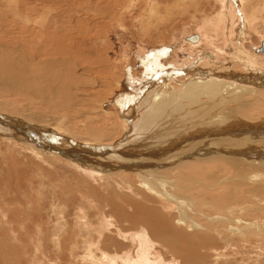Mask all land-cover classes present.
I'll return each mask as SVG.
<instances>
[{"label":"bare ground","instance_id":"6f19581e","mask_svg":"<svg viewBox=\"0 0 264 264\" xmlns=\"http://www.w3.org/2000/svg\"><path fill=\"white\" fill-rule=\"evenodd\" d=\"M4 1L9 7H3L0 1V91L20 95L34 104L36 99L42 106L50 103L54 108L67 109L80 103L83 114L93 116L95 121L99 114L107 122L112 117L114 130L118 129L113 132L111 143H104L100 136L79 138L80 141L69 134L59 121L53 125L52 119L53 123L47 125L39 113L37 116L25 108L7 110L5 103L0 101V143L4 141L7 145L23 148L39 159L63 162L78 172L94 174L111 184L120 175L130 180L132 189L127 184L123 185V181L110 184L108 189H129L132 198L126 199V203L129 207L131 205L133 213L125 215V222L130 225L129 234L135 233L142 238L120 234L117 237L121 241L106 243L103 241L106 236L113 235L106 233L109 232L108 221L101 222L99 230L91 226L86 214L80 211L78 219L96 230L91 233L92 240L83 250L85 258L82 260H90L89 264H169L157 261L160 255L153 252L156 245L171 254L175 246L179 256L186 258V264H220L214 258L223 255L225 246L231 245L235 239L241 241L240 245L264 242V61L239 44L240 40L249 38V33L244 35L243 28L251 29L261 22L264 24V6L256 7L257 0H219V15L215 14L217 16L211 21L204 18L200 23L204 27L198 25L197 36H189L188 42L185 41L189 44L188 50L186 45L189 53L184 61L189 60L185 62L189 66L182 63L180 68L174 66L170 71L162 72L181 76L177 78V84L172 83L168 87L163 84L165 87L161 85L162 88L157 90L148 78L134 80L130 77L127 70L131 63L129 54H122L117 68L109 62L105 65L99 61L92 62L89 68H86L88 64L85 68L81 65V69L79 54L71 48L76 47L71 41L79 40V37L83 43L87 39L86 47L96 43L92 38L100 32L101 21H105L102 12L107 10L120 19L119 24L124 28L123 15L132 12V3L136 4L138 0H112L113 10L110 3L106 4L107 0H102L105 7L101 6V1L66 0L60 4L61 7L54 5L45 16L38 15L31 7L21 10L19 5H15L16 0ZM144 1L150 5L145 4L149 7L147 21L149 18L153 20L158 14L157 2ZM246 3L248 12L243 8ZM48 23L53 25L52 30L46 27ZM206 25L211 29H204ZM74 35L76 38L71 40ZM262 39L264 37H260V41ZM178 41H173L172 50L162 47L148 55L167 58L175 52L174 55L179 57L177 48L181 50L185 42L184 38ZM261 44L260 51L264 54V41ZM201 45L205 51L199 50ZM68 49L74 52L67 54ZM164 49L168 51L166 56L159 54ZM49 56L59 61L51 62ZM227 61L231 63L224 66ZM232 63L239 64L242 71L234 69V65L229 73L226 68H230ZM215 65L221 73L206 68ZM104 68H108V72L103 75ZM80 70H83L81 74ZM90 76L96 77L92 79ZM82 84L93 90L84 93L81 89L89 87ZM148 84L153 89H147ZM104 91L106 95L102 96ZM115 100L125 101L124 116H115L118 114L116 111H106V102L114 103ZM223 110L218 119L212 118L211 115ZM27 111L31 113L26 114ZM16 126L17 130H14ZM149 157H158V160L151 162ZM121 188L118 191L121 192ZM85 226L79 230L86 231ZM122 230L117 229V232ZM142 234H147L153 241L148 237L144 239ZM72 235L75 236L74 231ZM216 239L224 241L225 246L219 249ZM69 244L71 251L77 247L75 242ZM70 256L74 262L75 256L72 253ZM46 262L41 261L42 264H62L54 258ZM6 263L11 264L8 258Z\"/></svg>","mask_w":264,"mask_h":264},{"label":"rangeland","instance_id":"374dc122","mask_svg":"<svg viewBox=\"0 0 264 264\" xmlns=\"http://www.w3.org/2000/svg\"><path fill=\"white\" fill-rule=\"evenodd\" d=\"M0 1L3 7H9L6 5L7 3H5V1L4 2L3 0H0ZM95 1L102 2V0H95ZM110 1L112 0H107L106 4H109ZM153 1H156L158 5V8H157L158 14L155 15L156 17L155 16L153 17V20L149 18V20L147 21V18H148L147 11L149 9L148 6H150L149 3H146L144 0H138L136 4L132 3L131 5L132 12L130 13L127 12V14H125L126 16L123 15L122 23H123L124 28L121 27V25L119 24L120 19H118V17H114L115 15H113L110 12V10H107L105 12H102L105 18V21L104 22L101 21V24H100L102 31L100 30L98 35H95V38H92L94 42L96 40V43H93V44L90 43L86 47L87 39L86 40L84 39L85 41L84 43L81 37H79V40L78 38L77 40H72L76 38V35H74V37L71 38L72 40L71 42H73V44H75L76 47L71 46V48L76 49L74 51L77 52V54H79L77 55L75 53L77 56H79V61L81 60V63L79 65L80 68H81V65L82 67L85 68L87 66L86 64H88L86 68H89L91 67V64L97 63L99 61L105 65H107L109 62L110 65H115V68H117L119 66V63L121 62V61L119 62V60L121 59L122 54H125V55L129 54L130 56L129 61L131 63L128 64L129 68L127 70L129 71L130 77L133 78L134 80L138 78L140 80L148 78V80H150L149 83L151 84V86H153V88L157 87V90L158 88H162V86L165 87L164 85H167L168 87V86H172V83L173 85L177 84V81H178L177 78H181V76H171L170 73L164 74L162 72L170 71V68L171 67L173 68L174 66L175 67L178 66L180 68L182 63L186 67L189 66L187 65V63H185V62H188L189 60L184 61L186 58H188L187 55L189 53V51H187L189 49L188 47L189 44L186 43L188 42L187 37L198 34L197 33L198 25L200 27H204V25L202 26L200 25V23H202L205 19L206 21H211V20H214V17L219 15L218 12L220 11V3H219V0H187V1L186 0H153ZM16 2H15V5H19V8H21V10L26 7L28 8L31 7L35 9L38 15L45 16L54 8V5H60L62 2L65 3L66 0L58 1L55 3L52 0H22V1L16 0ZM111 3H110V6L112 5ZM145 4H148V6ZM255 4H256L255 5L256 7L261 6V5L264 6V0H257V3ZM101 6L105 7V3L103 4L102 2ZM246 6L248 7L247 3L243 8L245 9L246 12H248L249 8H247ZM15 7L13 6L14 9ZM176 7L179 9H177ZM111 8L113 10L112 6ZM215 14L217 15L214 16ZM115 22L116 24H114ZM145 23L148 25H146ZM261 23L258 24L259 26L258 25L252 26L251 28L252 30L249 28L245 29L246 27L243 28L244 35L249 33V38H244L245 40H240L239 44L240 46H243L245 49L249 50L250 52H254L255 55L260 56L261 59H263L264 61V54L261 53L260 51L262 47L261 43L264 41V39L260 41V37H264V24H261ZM46 27L49 30H52L53 25L51 23H48ZM204 29L210 30L211 27L206 25ZM210 35L215 37L214 34H210ZM258 35H259V38H258ZM86 36H89V34ZM182 38H184V42L185 41L186 42H185V47H183L184 49L182 47H181L182 48L181 50L177 48L178 50L177 53L180 54L179 57L174 55L175 52H171L169 57L167 58H153L150 56L152 55L151 52L153 50L160 49L162 47L169 48L172 50V48L174 47L172 46L174 45L173 43L178 41L179 39L181 40ZM199 41L200 40L198 39L197 43H199ZM186 45H187V50H186ZM81 49L82 50L85 49L83 50L85 53L82 52ZM197 49H199V46L197 47ZM199 50L205 51L206 48L203 45H201ZM74 51L68 49L67 54L69 53L71 54ZM149 53L150 55H148ZM58 55L60 54L58 53ZM197 56H200V55L197 54ZM224 57L228 58V56H224ZM172 58L174 59L172 60ZM49 60H51V62L59 61V60H55L53 56H49ZM227 62L224 66L231 63V61H227ZM203 67L204 66H202V68ZM229 67L230 68H226V70L229 73L231 72L233 67L234 69L242 71V67H240L239 64L236 65L235 63H232L231 65H229ZM206 68H210L213 71L214 70L218 71L217 65H215L214 67L208 66ZM81 71L83 70H80L79 74L82 73ZM107 72H108V68H104L103 75L106 74ZM137 73H138V76H137ZM204 73L206 75L209 74L208 72H204ZM217 73H221V71H218ZM139 75L140 76L142 75V76L140 77ZM88 77L89 76H86V78ZM95 77L90 76V78L92 79H94ZM77 83H80V82L77 81ZM150 84H148L149 86L146 87L149 90H151L150 88H152ZM82 86L85 87L88 85L82 84ZM82 89L81 91H83L84 93H87L93 90L91 87H89V89H87L86 87L85 89L87 90L85 89L82 90ZM101 95L102 96L106 95V92L105 91L104 93L102 92ZM5 97H8V98H5ZM107 97H110V95ZM0 98H1L0 101L2 103H5V105L8 107L7 110H10L12 108H17V109L25 108L28 110L30 109L37 116L39 114L41 115V117L43 116L42 119L45 121L46 124L48 123L47 125H51L53 121H54L53 125H57L58 124L57 121H59V124L61 126L63 125L64 129H67L68 130L67 132L69 134H72L77 139L80 138L84 140L90 136L92 138L96 136H100L101 138H103L104 143L106 142L111 143L110 141L114 137L113 132L118 131V129L114 130L113 128L114 122L112 121L113 119L112 117L110 118L111 120L107 122L108 120H106V118H104L102 114H99L100 117L97 116L95 118L97 120L95 121L92 118L93 116L91 117L90 115L83 114L82 110L84 109H82V107L78 105L80 103H77V105L75 104L76 106L72 105V107L67 108V109H63L62 107L54 108L52 104L50 105V103H46V106H42L39 103H37L38 101L35 99L34 101L36 104H34L33 102H30V100L28 101L20 95L13 94L12 92H3V91H0ZM80 99H83V97H80ZM107 103L108 105L105 108L106 111L110 110L112 112L114 111L118 112V114H114L115 116L116 115L124 116V113H126L125 110H126L127 105L125 101L122 102V100H119V101L115 100L114 103H111L110 101H107L106 104ZM31 111H27L26 114H28V112L31 113ZM223 112L224 110L221 112L215 113V115L217 114L216 116L215 115H211V116L213 119H218L220 116L218 114L223 113ZM21 113H24V112L21 111ZM238 116H240V114H238ZM59 118L60 120H58ZM89 118H91V121L88 120ZM65 119H66V122H65ZM110 127L112 128V131ZM14 130H17V126L14 128ZM106 138H109V139H106ZM32 155L33 154H30L29 152L25 151L23 148H20L18 146L14 147L11 145H7L6 142L4 141L0 143V264H9V263H6L7 258L9 259V262L11 264H42L41 261L46 262L49 259H53V258L55 261H60V263L62 264H70V263L71 264H89L88 262L90 260L88 259H87L88 261L82 260L81 258L83 259L85 258L83 257L84 256L83 250L86 248V244H88L89 240H92L93 235L91 236V233L96 230L93 231L89 225L85 226L82 220L78 219L80 215L79 214L80 211L86 214L85 216H87L88 222L91 224V226H94L99 230L101 228L100 227L102 224L101 222L108 221L107 223L109 225L108 224L106 225H108L109 227V229L107 230L109 232H106V233H112L113 235L106 236L109 239L108 241H106L107 238L104 239L103 237H100V238H103L104 239L103 241H105L106 243H112L113 241H116V240L118 242L121 241L117 237V235H120V234H128L129 236L135 235V233L129 234L128 231H130V229L128 227H130V225L125 222L126 221L125 215L126 214L129 215L130 212L131 214L133 213L132 208H130L131 205L129 207V205L126 203L127 200L132 198L131 192L129 191L128 188L119 187L121 188V192L118 191L119 188L113 191L109 190L108 187L112 183L109 180L108 181L100 180L94 174H90V173L86 174L84 172H78L75 170V168L70 167L69 165L63 162L62 163L56 162L57 163L56 164L55 161H53L54 163L49 162L46 159H39L37 156L35 155L32 156ZM161 156H164V155H161ZM156 158L153 157V159H151V157H149L148 160L151 159L152 160L151 162H155L156 160H158ZM124 177L126 179V176L124 175L118 176L117 179L113 180V184L111 185H114V183L120 184L123 181L125 182V183H122L123 185L127 184L129 188L132 189V187L130 186L131 185L130 180L128 179L125 180ZM119 178L120 180H118ZM107 190H109L110 192L108 191L109 192L108 193ZM117 194H121V196ZM122 194H127V195H122ZM106 197L108 200L106 199ZM105 200L108 202H106ZM120 202H122V204ZM199 209H202V208H199ZM111 214L112 216H110ZM143 215L146 216L147 214L146 215L143 214ZM111 217H114V219H110ZM191 217L198 218L197 215H194V216L191 215ZM28 218H29V221H28ZM118 219L123 220V221L122 222L117 221ZM25 220L28 222H26ZM201 222L205 225L203 221ZM82 226L83 228L85 226L87 230L80 231L79 228L81 227L82 229ZM23 228H25V230H23ZM121 228L123 229L122 232L121 233L117 232V229L120 230ZM73 231L75 233V236L74 235L71 236V232ZM211 236L213 238H216L214 234L213 235L211 234ZM134 237L142 238V236H136V235ZM147 237L150 238L147 234H145L143 238L147 239ZM68 239L70 240L68 241ZM126 239L128 240L129 238L126 237ZM53 240H54V243H52ZM150 240H152V238H150ZM218 240H217V245L218 246L220 245V246L219 247L217 246V247L220 249L223 246H225V242L223 241L224 242L223 243L222 241L220 240L218 241ZM72 241L77 244V247H74V250L76 249L77 251H74V250L71 251V248H69L70 247L69 243L70 242L73 243ZM240 242L241 241L239 239H235V241L231 245L225 246L226 249L223 255H219L215 257L214 259L217 260L218 263L220 264H239V263L264 264V242H257L256 245L255 243L251 245H247L243 243L245 247L242 244L240 245ZM126 243L124 245L128 247L127 244L129 243L127 244ZM58 245L60 246V248ZM55 246H57L56 249L54 248ZM65 246L67 250L69 249L68 251L66 250ZM172 248H173V254L155 245L153 248V252L156 251L160 255L159 256L160 258L157 261L159 263L164 261L165 263H169V264H186L184 262L186 258L179 256V252L177 251V248L175 246H173ZM62 251L64 253H62ZM109 251L112 252L113 250L109 249ZM135 251L132 254L133 257L135 256ZM14 252L16 254H14ZM41 252L45 253L46 255L45 254L42 255L43 253ZM8 253L12 254L13 257L10 256ZM71 253L73 254V256H75L74 262H72L73 258L70 256ZM174 253L176 255H174ZM17 255L18 257H16ZM58 257L60 259H58ZM195 264H198V263H195Z\"/></svg>","mask_w":264,"mask_h":264},{"label":"water","instance_id":"95a60500","mask_svg":"<svg viewBox=\"0 0 264 264\" xmlns=\"http://www.w3.org/2000/svg\"><path fill=\"white\" fill-rule=\"evenodd\" d=\"M262 51L264 52V50H262ZM167 52H168L167 49H164L163 51H160L159 54H160V55H163V56H166L165 53H167ZM153 55H154V54H153ZM157 55H158V54H157ZM163 56H162V57H163ZM3 124H4V123H3ZM4 125H5V124H4Z\"/></svg>","mask_w":264,"mask_h":264}]
</instances>
